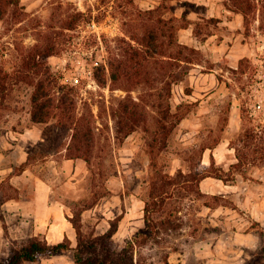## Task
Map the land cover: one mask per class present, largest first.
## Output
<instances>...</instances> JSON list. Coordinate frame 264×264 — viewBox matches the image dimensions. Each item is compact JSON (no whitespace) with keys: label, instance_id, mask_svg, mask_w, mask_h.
Instances as JSON below:
<instances>
[{"label":"rangeland","instance_id":"obj_1","mask_svg":"<svg viewBox=\"0 0 264 264\" xmlns=\"http://www.w3.org/2000/svg\"><path fill=\"white\" fill-rule=\"evenodd\" d=\"M219 1L253 19L249 16L247 27L232 26L208 16L205 0H20L18 7H10L0 20V72L24 71L10 82L0 128L12 129L14 137L27 127L35 130L25 144L28 159L17 166L18 171L30 167L29 172L16 184L1 182L0 199L19 198L25 191L32 195L36 175L53 184L67 217L78 219L86 234L117 224V242L138 237L135 258L144 264H264V0ZM157 17L168 22L175 42L188 45H170L164 38L162 54L182 49L180 55L192 61L151 64V82L114 83L111 63L127 47L143 48L135 37L154 27ZM49 42L56 52L39 58L40 68L76 87L72 96L78 114L92 119L97 133L90 163L66 158L72 129L62 128L56 118L32 119L33 94L44 74L24 66L33 51ZM193 67L200 85L213 83L199 100L180 95L192 89L187 71ZM54 92L62 94L59 85ZM125 97L141 103L147 122L119 138L113 110ZM221 139L233 153L227 162H213L205 149ZM237 146L255 160L243 165L244 174L230 169L238 160ZM220 167L229 180L208 175H222ZM162 177L174 183L167 195L155 196ZM206 178L211 192L203 190ZM226 184L234 189H225ZM147 202L160 205L153 214L158 223L154 236L145 217ZM5 210L0 207V215ZM6 213L10 237L26 239L33 217ZM62 264H75L73 252Z\"/></svg>","mask_w":264,"mask_h":264},{"label":"trees","instance_id":"obj_2","mask_svg":"<svg viewBox=\"0 0 264 264\" xmlns=\"http://www.w3.org/2000/svg\"><path fill=\"white\" fill-rule=\"evenodd\" d=\"M20 0H0V20L9 11L10 7H18ZM239 10L238 12H240ZM245 16V26L249 25L248 12L242 11ZM84 14L79 12V15ZM156 25L145 32L142 37L136 36L135 39L143 46L137 48L133 45L127 47L121 59L115 60L111 63L112 79L116 84H131L136 85L142 82H151V73L149 66H161L162 62L168 60H180V62H191L188 55L181 56L182 49L178 53L170 52L162 54V47L164 46V38L169 39V44L181 48L188 49L185 43L175 42V34L171 29L169 30L168 22L163 18L157 17ZM75 24H71L73 27ZM173 28V26H171ZM169 30V31H168ZM211 34V33H210ZM179 43V44H178ZM56 52L55 45L52 42L46 44L44 49H36L29 56L26 66L28 71H36L40 73L43 68L39 58L51 56ZM24 70H19L16 73L1 71L0 72V109L6 99L10 82L22 75ZM43 72V71H42ZM189 73V69L187 71ZM43 76L37 82L36 91L33 94L34 110L32 119L35 122L42 123L56 118L62 128H70L73 130L72 141L68 147L66 158L82 157L87 162H91L92 153L97 146V133L95 127L92 125V119L87 115H79L77 104L72 94L76 91L74 85L67 82L59 83V79L53 76L49 69L43 72ZM101 77V78H100ZM97 79L100 83L106 81L102 79L100 74H97ZM178 80V79H177ZM177 80H173L172 83ZM61 81V80H60ZM59 85L62 94L57 95L54 92L55 87ZM159 97L161 95L159 94ZM160 104V103H159ZM113 114L120 124L117 129L119 138H125L131 132L137 129L139 124L147 122L146 110L131 97H125L120 100L117 107H114ZM167 128V126H163ZM163 128V129H164ZM251 129L247 130L246 137L250 139ZM167 135V134H166ZM155 140H157L155 138ZM250 141H246L245 145H249ZM155 150V146L151 149V153ZM238 160L231 164V170L244 174L243 165L245 163H252L255 160L248 158V154H242L239 146L236 147ZM215 162L214 159H212ZM25 165V163H24ZM225 168L220 167L219 171L223 174L213 172L208 174L216 176L223 180H229L225 177ZM169 177H162L161 188L155 189L153 193L155 196L167 195L169 188L174 183ZM11 195L2 196L0 204L5 198ZM160 202V201H159ZM146 221L149 228V236H154L158 232V223L153 214L160 210L158 202H147L146 207ZM81 216V215H80ZM1 217H3L1 215ZM77 232V244L73 246L72 240L66 238L57 243H51L43 234H30L22 241L11 239V250L5 258H0V264H29L28 262L39 261L44 254H57L73 252L75 264H144L141 260H136L135 251L138 244V237L127 238L124 244L117 242L114 234L117 230V224L111 226L110 229L103 233L86 234L83 231V226L78 219H70Z\"/></svg>","mask_w":264,"mask_h":264},{"label":"crops","instance_id":"obj_3","mask_svg":"<svg viewBox=\"0 0 264 264\" xmlns=\"http://www.w3.org/2000/svg\"><path fill=\"white\" fill-rule=\"evenodd\" d=\"M206 2V14L208 16L222 17L227 23L232 26L241 27L242 23L245 22V16L243 13L233 11L225 8L216 3V0H205ZM221 6V7H219ZM224 6V5H223ZM218 12V13H217ZM218 14V15H217ZM222 20V19H221ZM225 21V22H226ZM191 29V30H190ZM187 32L192 33V27H186L184 29ZM237 32H242L241 29H237ZM216 33H211L206 38H211ZM205 38V40H206ZM209 39H207L208 41ZM187 42V41H186ZM205 42V41H204ZM185 43V42H184ZM222 44V42H221ZM198 69L193 67L189 72V79L192 83V89L189 92H181V96L187 95L194 99H201L205 97L209 92L211 84L205 83L200 85L196 78L198 76ZM204 76L209 73H204ZM207 79V78H206ZM219 83V80H218ZM201 103L203 100L200 101ZM35 130V126L27 127L25 131L21 132V136L14 137L12 129L0 128V183L4 181H10L16 184L17 179L25 177L29 172L30 167H24L21 171L17 170V166L25 163L28 159L29 152L25 148V144L30 141L31 133ZM33 139V138H32ZM38 140V138H35ZM228 142L221 139L217 145L213 148L205 149V156H209L211 159H216L218 162H227L229 156L232 155L231 149L227 147ZM240 174V173H238ZM210 181L208 178L203 180V190L211 192L210 185L205 184ZM33 188L32 195L16 198L14 196L6 197L5 200L0 204V207L5 208L3 217L0 215V258H5L11 250V238L8 233V226L6 225V211L13 213H20L25 216H32L31 225L27 231V235L30 234H43L49 242L57 243L68 236L72 240L73 246L77 244V232L72 221L67 217L64 205L56 197V191L53 184L44 177L36 176L32 180ZM225 189L233 190L232 184H226ZM13 235V231L11 232ZM71 252V251H70ZM68 253H57V254H44L39 261L28 262L29 264H62L63 257L67 256Z\"/></svg>","mask_w":264,"mask_h":264}]
</instances>
